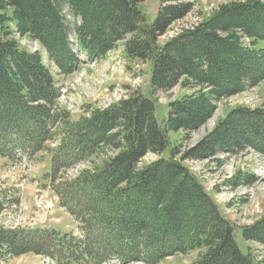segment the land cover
<instances>
[{
	"label": "trees",
	"instance_id": "trees-1",
	"mask_svg": "<svg viewBox=\"0 0 264 264\" xmlns=\"http://www.w3.org/2000/svg\"><path fill=\"white\" fill-rule=\"evenodd\" d=\"M142 1L0 0V154L15 158L20 151L33 159L39 151H50L53 190L86 233L80 241L55 229L0 227V246L16 255L57 256L59 264H103L111 257L119 264H156L201 246L205 251L191 264H264L250 248H240L236 237L239 233L244 240L264 244V216L237 230L185 164L245 147L264 156V108L234 107L195 144L183 146L223 97L264 80V48L242 40H264V30H259L264 1L223 3L200 23L165 41L160 38L190 12L192 3L161 0L149 21ZM92 9L98 15L91 17ZM15 32L34 36L61 72L80 62L70 47V34L94 58L124 41L130 57L151 63V94L180 82L198 90L169 101L162 126L156 121L154 99L136 89L119 103L95 109L90 117L71 124L68 135L50 148L46 143L71 123L69 115L57 103L60 91L42 54L24 48ZM233 63L238 71L231 75L227 66ZM227 74L232 81L224 83L220 77ZM171 130L183 131L185 140L173 146L169 158L140 167L146 154L162 153L170 145ZM103 145L119 152L76 179H64V171Z\"/></svg>",
	"mask_w": 264,
	"mask_h": 264
},
{
	"label": "rangeland",
	"instance_id": "rangeland-1",
	"mask_svg": "<svg viewBox=\"0 0 264 264\" xmlns=\"http://www.w3.org/2000/svg\"><path fill=\"white\" fill-rule=\"evenodd\" d=\"M186 1L192 3L190 12L182 19L174 22L167 33L160 38L161 41H165L167 37L177 34L183 28L192 27L200 23L209 17L221 4L238 0ZM140 5L146 12V18L152 21L157 15L161 0H143ZM94 7L96 9V6ZM65 13L67 15L69 14V9L66 7ZM101 14L103 16V13ZM90 15L93 17V15H98V12L96 11L93 14L92 9L90 10ZM96 17L98 18V16ZM79 19L78 21H80ZM259 26V30H264V23ZM12 27L15 29V24H12ZM14 36L29 51H40L43 57L42 61L51 69L54 76V83L60 91L57 103L69 115V121L71 123L67 126H61L52 140L46 143L50 148L57 147L60 141L68 135L67 130L71 124L79 123L83 117H90L95 109L102 110L103 108L119 103L122 99L127 98L128 95H131L136 89L141 90L145 96L154 99L156 121L162 126L165 125L168 117L167 107L169 101L178 99L186 93L190 94L198 90V88L190 86L185 87L180 82L168 91L158 90L155 94H151L150 83H148L151 78V63L136 57H130L123 45L124 41L116 44L106 54L94 58L82 46L78 37L75 34H70V47L72 49L74 48L73 51L77 53L80 62L73 70L61 72L57 64L50 59L46 48H43L34 36L30 34L20 35L18 32H15ZM242 40L244 43L251 44L256 48H264L263 39L259 40L256 37L254 39V37L244 36ZM243 64H245V61L242 62ZM227 68L228 73L231 75L238 71L236 63L230 64ZM231 75H221L220 78L224 83H227V81L231 82ZM238 106L264 108V80L253 87H247L244 91L223 97L218 102V107L212 116L207 118L205 124L200 128L191 132L189 139H183V131L171 130L168 133L170 145L162 153L146 154L139 166L143 167L160 157L169 158L173 146L183 140H185L184 147L195 144L229 110ZM96 150V153L90 158L82 160L74 167L65 169L66 171L62 173L64 179H76L84 171L94 170V168L102 166L108 157H112L119 152L116 148L108 145H103ZM16 153L17 158H19L21 156L20 151ZM261 155L253 149L245 147L242 150L229 154L219 153L217 156L209 159H190L185 161V164L191 172L197 175L206 192L219 205V210H221L226 218L230 219L237 230L255 223L264 216V156ZM24 156L26 157V154ZM31 161L26 162L27 165L24 160L21 161L25 163V169L23 167H8L0 163V227L14 228L17 226H30L36 223V218L39 219L40 217L38 215L40 213H37V216H31V218L27 217L25 212L28 209V205L23 201V197L18 192V188H14L13 185L15 184L16 174L21 175L17 183H22L25 175H27L26 170H28L29 165H33L36 177L38 180L40 179L41 183L50 182L49 174L52 170V154L48 150H43ZM164 184L165 182L161 183L160 186ZM9 191L16 192L14 195L8 197L10 195ZM55 194L57 193L55 192ZM59 202L58 196L57 203ZM42 203L48 209H51V205L48 202H44L42 193L39 194L36 192L34 206L37 210H44V207L40 208ZM182 203L186 205L187 201L183 200ZM194 205L196 206V203ZM186 209L193 214L197 213L195 211L196 209L190 208L189 205L186 206ZM198 218H201V216L198 215ZM57 219L59 220V217ZM188 223L193 224L194 219L190 218ZM54 229L62 234L68 232L79 235L81 231L83 233L81 240L78 237L75 238L80 241L86 238V233L80 221L78 223L76 221L75 226V222L65 214H63L61 223L54 225ZM236 237L241 246L240 248L245 249L244 247H248L258 259H264V244L255 240H244L239 233L236 234ZM1 248L4 250L2 251ZM204 251L205 247L201 246L185 252H177L161 259L156 264H191ZM56 259L58 261L57 256ZM107 262L103 264L120 263L116 257H111ZM0 264H54V262H51L46 255L36 254L34 252L16 255L0 246ZM86 264H88L87 261ZM127 264H146V262L132 261Z\"/></svg>",
	"mask_w": 264,
	"mask_h": 264
},
{
	"label": "crops",
	"instance_id": "crops-1",
	"mask_svg": "<svg viewBox=\"0 0 264 264\" xmlns=\"http://www.w3.org/2000/svg\"><path fill=\"white\" fill-rule=\"evenodd\" d=\"M0 163L2 165H7L11 163V160H9L7 157L1 156ZM31 166H32V171L30 170L29 174L25 175V178L22 181V183H17L19 180L18 178H20L21 175L16 174L15 184L13 186L14 188H18L19 190L18 192L21 193L23 197V201H25L26 205H28V209L25 212L27 217L31 218V216L40 213L38 214L40 216L39 219L38 218L35 219L36 223L30 226L54 229L55 224L61 223L63 219V214L69 216L71 219L73 217L70 216L68 212H66V209H64L59 205V203H57L58 197L55 194V192L52 190L49 183L41 186L40 180H38V178L36 177V172L34 170V167L33 165ZM15 192L9 191L10 195L8 197L14 195ZM36 192H38L39 194L42 193L44 202H48V204L51 205L50 207L51 209H48L44 203H42V206H40V208L44 207V210L36 209V207L34 206ZM58 217L59 220L57 219Z\"/></svg>",
	"mask_w": 264,
	"mask_h": 264
}]
</instances>
